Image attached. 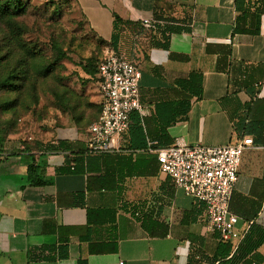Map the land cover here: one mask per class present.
I'll return each instance as SVG.
<instances>
[{
	"label": "crops",
	"instance_id": "obj_1",
	"mask_svg": "<svg viewBox=\"0 0 264 264\" xmlns=\"http://www.w3.org/2000/svg\"><path fill=\"white\" fill-rule=\"evenodd\" d=\"M76 1L92 31L112 43L110 52L141 65V114L148 119L157 102L179 98L176 79L202 74V95L185 120L167 128L173 141L224 145L241 137L240 118L264 121V14L259 34L234 35L235 0ZM156 11L174 18L177 29L146 28L142 18ZM228 44L232 64L219 70L217 60ZM88 135L89 129L66 123L46 135V142L86 145ZM120 145L107 152V160L103 156L91 162V170L77 173L58 171L72 159L69 151H1L0 264H217L213 255L220 240L207 228L205 207L160 170L150 146L128 148V134ZM29 154L43 164L40 184L27 180ZM105 172L115 187L88 190V176ZM230 207L240 226H264V145L243 152ZM150 227L167 232L153 235ZM65 243L66 257L31 256L32 249ZM258 251L264 255V243Z\"/></svg>",
	"mask_w": 264,
	"mask_h": 264
},
{
	"label": "rangeland",
	"instance_id": "obj_2",
	"mask_svg": "<svg viewBox=\"0 0 264 264\" xmlns=\"http://www.w3.org/2000/svg\"><path fill=\"white\" fill-rule=\"evenodd\" d=\"M111 48L76 0H0V152L39 149L66 123L89 129L101 112L97 65Z\"/></svg>",
	"mask_w": 264,
	"mask_h": 264
},
{
	"label": "built area",
	"instance_id": "obj_3",
	"mask_svg": "<svg viewBox=\"0 0 264 264\" xmlns=\"http://www.w3.org/2000/svg\"><path fill=\"white\" fill-rule=\"evenodd\" d=\"M148 29H157L167 21L142 18ZM142 71L124 53L110 52L98 64V89L102 109L89 126L87 148L92 153L119 151L120 138L130 125L133 111L140 113V80ZM150 150L157 155L160 170L173 184L205 205L208 230L221 241L240 243L248 226H240L239 216L231 210V199L238 183L243 152L255 146L254 137L246 134L224 145L189 144L177 138L171 145ZM219 262H217L218 264Z\"/></svg>",
	"mask_w": 264,
	"mask_h": 264
},
{
	"label": "trees",
	"instance_id": "obj_4",
	"mask_svg": "<svg viewBox=\"0 0 264 264\" xmlns=\"http://www.w3.org/2000/svg\"><path fill=\"white\" fill-rule=\"evenodd\" d=\"M236 17L233 25V34H259L261 16L264 14V0H235ZM155 18L165 20V26H161V30L169 31L178 24L174 23V18L166 17L161 11L155 12ZM175 27V29H177ZM117 36L114 35L115 39ZM231 44L227 45V49L223 51L222 56L217 60V68L226 71L230 68L231 61ZM172 56H176L172 54ZM186 59L187 56H182ZM96 83L98 87V65L96 71ZM178 87V99L161 100L156 103L154 113L148 119L139 111L132 112L130 117V125L124 134L129 135V147L132 150H145L149 146V140L154 141L152 147L159 148L174 143L168 132V126L177 121L185 120L188 116L190 107L196 98H199L203 92L202 74L192 71L186 77L176 79ZM101 98V97H100ZM102 109V99H101ZM154 124V125H153ZM239 128V136L251 134L254 137V142L258 145H264V121H254L248 124L245 118H240L237 122ZM37 151H69L74 153L72 159L68 163L58 168L59 172L77 173L85 172L92 169V161H101L103 156H109L105 153H92L88 150L87 144L83 145L79 141H71L67 139H59L55 142H47L39 149H26ZM28 163L27 180L30 184H40V173L43 167L38 161H35L31 154ZM95 158V159H94ZM88 190L113 189L115 184L110 178V173H99L88 176L87 183ZM197 204L205 207L204 203L196 200ZM144 225L147 224L144 220ZM149 228V226H148ZM153 235L166 234L167 230L155 232L151 229ZM264 243V226L252 223L249 229L244 234L240 243L234 248L230 241H219L214 252V259L218 260L220 264H262L264 262V255L258 251V248ZM67 243L60 247H50L48 249L40 248L34 251L32 249V258H57L67 256ZM78 264H86L85 260H79Z\"/></svg>",
	"mask_w": 264,
	"mask_h": 264
}]
</instances>
